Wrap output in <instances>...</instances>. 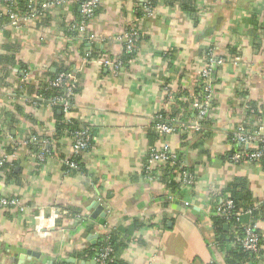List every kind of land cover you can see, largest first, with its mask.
I'll return each mask as SVG.
<instances>
[{
	"label": "crops",
	"instance_id": "0c3cea01",
	"mask_svg": "<svg viewBox=\"0 0 264 264\" xmlns=\"http://www.w3.org/2000/svg\"><path fill=\"white\" fill-rule=\"evenodd\" d=\"M150 1L101 0L86 33L70 32L81 17L73 0L45 9L49 20L37 14L20 28L1 26L0 119L9 121L12 109L16 122L1 137L0 156L16 161L18 176L0 180V196L20 198L25 209L0 208V264H89L95 260L84 257L109 232L120 242L121 264H226L235 246L218 244L215 232L216 207L225 199L261 237L260 254L246 264H264V157L232 159L264 138V0H191L193 13L184 0ZM131 30L136 53L123 62ZM211 59L224 62L203 77ZM62 64L79 84L66 116L92 138L83 171L65 169L63 159L73 153L68 136L42 163L27 147L3 150L34 132L52 134L61 111L15 90L23 81L36 89ZM203 81L212 100L201 123L192 100ZM162 113H177L174 132L156 129ZM240 129L257 139L238 142ZM166 145L178 164L167 170L154 163L150 179L149 154ZM182 167L194 183L183 182ZM97 206L103 209L95 214Z\"/></svg>",
	"mask_w": 264,
	"mask_h": 264
},
{
	"label": "built area",
	"instance_id": "2783aa9c",
	"mask_svg": "<svg viewBox=\"0 0 264 264\" xmlns=\"http://www.w3.org/2000/svg\"><path fill=\"white\" fill-rule=\"evenodd\" d=\"M10 7L7 8L4 12H1V14H6L9 18V21L7 25L12 26L13 28H20L25 22H27L30 19H33L37 14L40 12L45 11V9L50 8L52 5L56 4H62L69 2L71 0H42L41 2H38V0H28V11L25 13H22L19 8L16 5V0H4ZM79 3L80 6V12L81 17L76 22H73L71 24V28L81 32L86 33L88 23L94 18L100 4L101 0H73ZM36 3H39L38 6H36ZM146 10L148 14H151V9L149 8L148 4L146 6ZM0 27V31H1ZM136 32L134 30L128 31L126 35L124 36V42L126 45L127 51H133L134 50V38H135ZM106 65H111L115 69H118L121 66L120 61H112L110 59H105L103 61ZM223 59H211L210 64L205 67V69L202 71L203 77L208 78L210 75L211 66L218 65L223 63ZM69 76L65 73L59 74L55 79H47L49 86L51 87H60L66 79H68ZM75 83L71 82L67 86V95L66 97L61 96H54L52 98V104H62L64 109L67 111L70 108V97L74 95ZM204 91L208 94L205 95V98L201 103L196 102L195 107L199 110V115H204L206 113L207 107L209 106V101L211 98V85H205ZM160 117V116H159ZM194 127L199 130L200 126L194 125ZM156 129L159 132L162 133H171L176 130L174 125L165 123V122H157L156 123ZM73 153L75 157H79L84 155V153L89 149L90 146V140L91 135L90 131L87 128L83 129H77L73 132ZM36 138L33 136L31 139H25L22 142L19 143H33V141ZM257 138L254 135H249L244 132V129H240V131L236 135V140L242 144L250 145L254 140ZM260 147H257L254 150L247 151L244 153L243 151L238 152L235 151V153L232 155V159L236 162L240 161L245 157V159L248 160H256V159H262L264 157V138H261L260 140ZM43 144L48 145L49 141L47 139H44L42 141ZM35 157L40 160H45V153L44 148L42 147L41 150L36 153ZM7 160V156L2 157L0 163ZM176 161V155L172 153L170 148L166 145L160 150H153L149 154L148 157V163L146 166L145 173L146 175L152 179V173H153V166L156 162H163L165 164L167 163H173ZM64 163L73 169H78L79 164L75 160H71L70 157H67L64 160ZM182 179L183 182L186 184H192L193 177L191 174H189L186 171L182 172ZM15 207L21 211L25 209L24 203L22 200L18 197H10V196H0V208H11ZM243 212L238 211L235 209V203L232 199H225L221 203L218 204L216 207V216L218 218H223L226 221H231L235 219L236 221L241 220V215ZM244 227V236L243 237H237L233 244L234 246L240 245L244 251H248L251 253H257L260 250L261 247V237L257 233V229L255 227L243 225ZM113 249L111 247H105L103 251H101L98 256L95 258L96 263L98 264H110L113 261Z\"/></svg>",
	"mask_w": 264,
	"mask_h": 264
},
{
	"label": "trees",
	"instance_id": "16d2710c",
	"mask_svg": "<svg viewBox=\"0 0 264 264\" xmlns=\"http://www.w3.org/2000/svg\"><path fill=\"white\" fill-rule=\"evenodd\" d=\"M16 1H17V3L15 6H17L22 13H25L28 11V9H29L28 0H16ZM150 3H151L150 4L151 7H154L156 0H151ZM38 5H39V3H36V6H38ZM182 5H183L184 9L189 10L192 13L194 12L193 1L184 0ZM9 7L10 6L4 0H0L1 12H4ZM44 14H45V11L40 12L38 15L44 16ZM45 19L49 20L50 18L45 17ZM8 21H9V18L6 14L3 13L0 15V27L4 24H7ZM70 32H76V30L74 29ZM135 44H136V39H135ZM135 53H136L135 50L131 51V52L125 50L123 53V57H122L123 62H127L128 60L133 59L135 56ZM1 60H2V57H0V61ZM61 73L67 74L69 76V78L66 79L60 87H51V86H49L47 80L40 79L39 82L37 83L38 86H36V89H35V85H30L29 82L23 81L20 84V86L15 90L17 95H21V94H25V93H28V94L34 93L35 97L30 100L32 104L35 102L39 106H41L42 104L43 105H51L53 107L54 111L60 110L61 114H59L57 116V124H56L52 134H49V135L40 134L39 132L31 133L32 136H30L29 139L32 140L33 136L36 138L33 141V143L23 144V143L15 142V143H12L9 145H4L3 150H4L5 154L14 153V151H16V149L23 146V147H27L31 151L33 157L39 163H42V161L38 160L35 157L36 153H38L42 147L44 148V153L46 155L45 160H46V158H48L52 155H56L58 153L57 147L59 144H57V143H58V141H60L61 138L68 136L73 140V138H74L73 132L75 130L86 128V127H83L81 124H79L75 119H68L66 116V114H67L66 110L64 109V107L61 103L55 104V105L52 104L51 100L54 96L66 97V95H67V89L66 88H67L69 83L73 82V83H75V88L73 90L74 95L72 97H70V108H69V109H72L74 107L75 94L79 91V84L75 79V75L73 74L72 69L68 65H64V64H62L60 66L57 65L56 72H52V71L49 72V78L51 80H53ZM205 85L206 84L204 81L201 84H199V86L196 88V96L192 101H194V102L196 101L198 103H201L203 101V99L205 98V95L208 94L204 91ZM33 90H35V91L33 92ZM211 100L212 99L210 98V103H211ZM194 102H192V103H194ZM15 109L18 112H21L22 107H20V105L17 104ZM194 110H195V112H194L195 115H197L199 118H201L200 122L204 123V121H206L205 115L199 116L198 111L196 109H194ZM13 111L14 110L11 109L10 111L7 110V112L5 113L6 114L5 117L10 118L9 121L8 120L6 121V119L5 120L0 119V144L3 143L1 137H4L6 133L11 134L8 126H10L16 122V120L13 116ZM186 111H187V109H186ZM176 116H177V113H176V115L174 114V116H170V115H166L165 113H162L161 116L157 118L156 123L161 121V122H165V123H168V124L175 126V123L177 122ZM172 117H174V118H172ZM156 123H155V125H156ZM201 126H200V130H201ZM90 135H91V133H90ZM44 139H47L49 141L48 145H45L42 143V141ZM91 144H92V138L90 140V146H91ZM90 146H89V148H90ZM2 157H3V155L0 156V161H1ZM66 158L67 157H65L63 160H65ZM176 158H178V157L176 156ZM70 159L78 162L79 168L73 169L64 163L65 169L83 171L84 166H83V162H82V156L75 157L74 155H71ZM176 164H178L177 161H175L173 163H171V162L167 163V166L169 167L167 170H169L172 165H176ZM15 169H16V161L15 160H13V161L6 160V161L0 163V180H4L6 182L13 180L15 177L18 176V173L15 171ZM180 171H181V175H182L183 171H186L189 173V171L185 167H182ZM171 184L173 186H175V188L176 187L179 188L181 186V184L176 183L174 181ZM236 206L238 207L237 203L235 205V209L238 210V208ZM226 222L228 223V221L224 220L223 218H218V217L215 220L216 241L218 242V244H221V245H224L229 241L230 242L234 241L238 236L239 237L244 236V227H243L244 222H242V219L240 221H236L235 219L229 221L228 224H229L230 228L228 230H226L224 228V223H226ZM231 225H234L233 228H231ZM257 233L259 234V232H257ZM108 246L113 249V253H112L113 261L110 264H121L115 258V252L121 245H120V242L117 240V237L115 236L114 232L102 234L99 237V239L97 240L96 244L88 252V255H86V257H84V258L86 259V261H92L93 259L95 260V258L98 256V254L101 251H103V249L105 247H108ZM259 254H260V250L257 253H251L248 251H244L240 245H236L234 247V249L230 250L227 253L225 262H226V264H246L251 259H254L256 256H258ZM53 264H79V263H71V262L64 260V261L55 262ZM95 264H98V263H95Z\"/></svg>",
	"mask_w": 264,
	"mask_h": 264
},
{
	"label": "water",
	"instance_id": "95a60500",
	"mask_svg": "<svg viewBox=\"0 0 264 264\" xmlns=\"http://www.w3.org/2000/svg\"><path fill=\"white\" fill-rule=\"evenodd\" d=\"M96 208H97V209H96L95 214H97L101 209H103V207H101V206H97ZM94 216H95V215H94ZM100 223L104 224V221L102 220V221H100ZM94 236H95V237H98L97 235H94ZM72 261H74V259H72ZM89 263H91V264H95L96 261H92V262H89Z\"/></svg>",
	"mask_w": 264,
	"mask_h": 264
},
{
	"label": "rangeland",
	"instance_id": "374dc122",
	"mask_svg": "<svg viewBox=\"0 0 264 264\" xmlns=\"http://www.w3.org/2000/svg\"><path fill=\"white\" fill-rule=\"evenodd\" d=\"M209 103H210V101H209ZM208 107H209V106H208ZM208 107H207V108H208ZM194 109H196V110L198 111V113H199V110L197 109V107H195ZM206 112H207V110H206ZM205 114H206V113H205ZM205 114H204V115H205ZM204 115H202V116H204ZM199 116H201V115H199ZM195 125L201 126V124H195Z\"/></svg>",
	"mask_w": 264,
	"mask_h": 264
}]
</instances>
